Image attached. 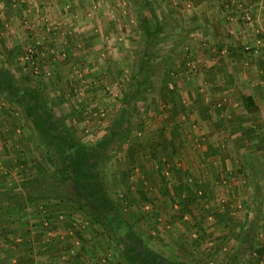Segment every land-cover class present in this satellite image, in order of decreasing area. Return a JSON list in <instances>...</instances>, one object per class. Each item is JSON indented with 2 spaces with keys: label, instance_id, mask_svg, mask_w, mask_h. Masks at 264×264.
<instances>
[{
  "label": "rangeland",
  "instance_id": "1",
  "mask_svg": "<svg viewBox=\"0 0 264 264\" xmlns=\"http://www.w3.org/2000/svg\"><path fill=\"white\" fill-rule=\"evenodd\" d=\"M4 1L0 0V18H4L6 11L11 14L5 22L0 21V164L2 161L8 167L12 181H20L24 192L28 183L33 186L36 181L54 182L63 178L62 171L67 170L69 185L60 190L73 196L79 192L76 185L82 190L87 186V192L91 190L93 194L95 186L86 181L100 182L101 177L104 185L100 183L95 188L106 189L113 203L124 207L119 211L126 219L134 225L141 224L137 222L141 220H145L147 227L158 222L157 225H164L169 234L157 239H166L168 246L177 243L184 256L182 264H264L257 261L254 250L264 241V0L257 4L256 11L245 9L246 3L240 0L235 7L239 16L235 12L233 20L226 22L217 18L224 17L223 12L227 11L210 6L209 0H76L77 8L70 7L69 1L64 3L63 23H59L57 14L53 17L51 9L45 12L43 7L33 4L23 11L16 5L17 0H9L15 3L10 7ZM21 1L32 5L37 0ZM48 2L53 7L56 1ZM67 10L74 11V19H68ZM151 13H155V19L150 17ZM146 15L152 19L151 28L160 20L157 36L150 42L139 24ZM215 18L217 21L211 23ZM99 33L100 44H94ZM146 48L153 68L146 80L154 86L145 93L142 83L137 93L135 85L140 81L133 75L141 66H135L133 61L141 60ZM176 53L185 54V66L179 67ZM239 54L253 59L250 69ZM170 76L179 82L180 88L172 94L166 92L164 98L160 93L165 88L160 85ZM233 81L238 86L230 93L228 85ZM243 91L252 95L255 107L241 106ZM18 94L21 102L14 101ZM181 97L187 103H183L187 106L184 113L192 117L198 115V109L205 113V107L223 114L224 121L210 124L209 131H214L209 135L214 141L220 140L219 147H225L224 159L234 182L232 186L228 182L209 185L207 196L192 204V217L167 212L159 220L158 216L155 219L149 215L145 207L148 200L137 194L141 192L136 187L138 178L132 177L137 174V166L126 160L124 149L164 147L160 140L169 136L163 135L161 122H167L166 130L175 125L173 116L181 111ZM22 98L27 103L36 99L37 112L45 117L52 115L44 135L28 116ZM233 113L240 114L241 121ZM165 114L169 119L162 121L160 115ZM56 118L64 120L63 128L72 133L71 142L84 147L82 157L75 152H63L68 142L61 146L54 141L58 139L50 127ZM184 129L188 136L184 137L183 147H190L187 140H196L190 136L189 127ZM175 139L183 142L179 137ZM194 181L190 179L187 184L194 187ZM37 186L44 190V184ZM226 190L232 197L218 200L223 193L222 197L226 196ZM101 197L102 208L112 207L103 194L94 199ZM126 197L132 198L133 204ZM32 202L40 207L45 201ZM225 203L232 204L227 207L234 209L231 219L228 215L217 216ZM126 205L138 207L141 213L127 217ZM36 223H43L41 217ZM218 223L220 231V227L208 230ZM134 251L141 252L137 247ZM172 252L173 249L167 255ZM137 261L135 258V264H141Z\"/></svg>",
  "mask_w": 264,
  "mask_h": 264
},
{
  "label": "crops",
  "instance_id": "2",
  "mask_svg": "<svg viewBox=\"0 0 264 264\" xmlns=\"http://www.w3.org/2000/svg\"><path fill=\"white\" fill-rule=\"evenodd\" d=\"M5 1L8 7L15 4L14 2L11 3L12 0L10 3L8 2L9 0ZM55 1L53 7L49 5L48 0H37L35 1L36 3H32V5L31 3H21V0H17L16 5H19L23 11H25V8L28 6L33 7V4L37 6L40 5V7L45 9V12L51 9L53 17L57 14V20H59V23H63L65 22L63 19L65 17L63 15L61 16V13L64 10V3L69 1L70 7L73 6L74 8V5H76L77 8V1L75 0L74 3H71L70 0H61V2L59 0ZM209 1L210 6L216 5L222 9V11H227L226 13L223 12L224 17L221 16L217 18L218 21L226 22L227 20H233L234 16L232 14L237 12L235 7H237V3L240 0ZM242 1L246 3L244 8L246 9L249 7L252 11L253 9L256 11L257 4L260 3V0ZM37 11L39 10L37 9ZM66 13H69L68 19H74V11L71 12L67 10ZM9 14L11 13L6 11L4 18H0V21L5 22ZM237 14L238 12L235 13V15L239 16ZM217 20L216 18L212 19L211 23ZM158 21L160 20L158 19L157 22ZM16 22L19 23L18 21ZM100 35L101 33L96 34L94 44H100L98 41V36ZM69 46L67 45L66 47L68 48ZM181 52H184V49H182ZM166 55L169 56L170 54ZM174 56H176V60L180 62L179 67L185 66V54L176 53ZM239 56H241V54H239ZM247 56L248 55L244 54L241 56V59L242 61L246 59V65H248L245 67L250 69L253 59L247 58ZM142 57L144 59L143 61H145L148 66L149 73H151L153 69L151 67L152 62L149 60L151 55L146 53ZM140 62L141 60H136V63L133 61V64L138 66ZM141 69L142 68L138 69L134 75L142 72ZM142 76L144 78V75ZM244 76L246 77L245 74ZM133 79L135 80V78ZM144 81L145 79L143 82H136V91L134 92L138 91V83H144L145 86L143 87V91L145 93H147L146 91L148 88L150 89L154 86L152 81ZM243 83H245L246 86L249 85L246 81ZM178 86H180L179 82L170 76L166 82L162 81L160 88H165V92L163 91L160 95H163L165 98L164 94L166 92L172 94L175 92V88H180ZM237 86L238 82H230L228 85L230 93L233 89L236 91ZM137 93H140V91ZM246 94V91H243V94L240 96V104L243 108H245L246 105L242 97ZM231 95L234 94L232 93ZM132 96L136 97L135 93H132ZM181 102L180 113L174 114L173 116L176 119H174L175 125L171 127L170 130H166L167 127L165 126L167 122H161L163 123L162 129L164 128L163 135L169 136L167 139L160 140V143L164 147H125L124 149V151H126V160L135 163L137 166V174L132 176L135 180L138 178L136 187L140 188L141 192L137 194L139 197H144V200H148V202H145V207L149 215L155 217V219L158 216L159 220L164 219L167 212L169 215L175 212H183V207L190 208L189 211L187 210L188 212L186 211L184 213V217H192L195 214L192 204L196 202L198 198L201 197V199H204V197L207 196L208 190L206 189H208L209 185L228 182L232 186V182H234L233 177H231L232 173L230 171V166L226 162V159H224L223 150L225 147H219L222 145L219 143L220 140L214 141V137L211 138V135H209L214 131H209V128H211L210 124H212V122H219L222 119L224 121L223 114L211 112L209 108L207 109L205 107L206 114L201 113V111H199L201 109H198V115L192 117V115L190 116L188 113H184L187 111V106L185 107V105H183V103L186 102L184 99L182 100V97ZM167 116L168 114L160 115V119H162V121H167L169 119ZM233 117L236 120L240 119V121L242 119L240 114L233 113ZM1 119L2 118H0V120ZM185 127H189L191 132L190 136L195 137L194 139L196 140H194L195 143L192 139L187 140L190 147H183L186 144L184 143V137L188 136L186 130H183ZM175 137H179L180 140L183 139V142H176L177 139H175ZM203 140L207 142H203ZM198 141L199 143H197ZM177 145L180 147H176ZM8 170V167L2 164L1 161L0 264H135V257H137V262L141 264L145 262L147 264H182L180 260L184 256H182L181 251L177 249V247L180 246H178L177 243L168 246L166 239L164 241H158L157 239L158 236L167 237L168 232L167 229L164 228V225H157L160 224V222H158L154 226L151 225L147 227L143 224V222L146 223L145 220H141L142 222L137 221L141 224L135 223L134 225L129 219H126L124 217L125 215L119 211L124 207H119L118 203H113L112 197L106 189L102 188L103 191H99V189L95 188L96 185L100 183L104 185L101 177L100 182L98 179L97 181H95V179L94 181H86L87 184H93L95 186L93 194L91 190L87 192V186L82 190L83 188L80 185H76L79 191L77 192L78 195L74 194L72 196V194H66L60 190L61 186L63 190V186L69 185L68 182L71 178L64 177L61 181H57L59 178H56L54 182L51 180L44 182L36 181L33 183L36 188H33L34 185L29 186L31 183H28V185L25 186L27 187L25 188L26 190L23 192L21 188L22 183L20 181H12L13 178L8 173ZM190 179L195 180L194 183L197 182L194 187L187 184V181ZM70 182H74V180ZM38 184H44V186L41 187L44 188V190L41 191L37 186ZM239 186L240 185H238V188ZM136 187L132 183L131 188L135 190ZM85 193L90 194L89 198L84 199V197H82ZM102 194L105 198L107 197V204L109 201L112 204V207L110 206L109 209L102 208L103 197L99 200L94 199L95 196H100ZM223 194L218 200L225 199L226 201V199L232 197L231 192L227 190L225 197H222ZM53 197L55 198L53 199ZM132 198L135 199L136 196ZM132 198L126 197L125 199H128V203L130 202L133 204L134 201ZM37 199L44 200V205L40 207L35 206L32 201ZM228 204L230 203H227V206H232V204ZM150 205H152V210H149V208L151 209ZM174 206L175 209L173 208ZM227 206L225 203L222 209H220V212L218 210V214L216 213L218 217L228 215L231 219V216H233L232 210L234 209H229ZM79 207H83V209L80 210L78 209ZM125 210L127 217H136L137 213H141L138 207L135 209L134 207L126 205ZM52 211L54 213H52ZM38 217H41L43 223H36ZM227 221L230 222L229 220ZM57 223H60L58 227H56ZM219 223H221V221H219ZM219 223L208 230H216L220 227ZM167 226L168 225H166V227ZM220 230L221 227L218 231ZM227 245L229 247L230 243ZM135 247H137L138 251L144 252V254H142L144 257H139L138 253L137 255L135 254ZM171 249H173V252L167 255V252L171 251ZM225 249H227V247ZM117 250H119V253ZM140 258L143 260L141 261ZM151 260H153V262Z\"/></svg>",
  "mask_w": 264,
  "mask_h": 264
},
{
  "label": "trees",
  "instance_id": "3",
  "mask_svg": "<svg viewBox=\"0 0 264 264\" xmlns=\"http://www.w3.org/2000/svg\"><path fill=\"white\" fill-rule=\"evenodd\" d=\"M146 2V1H145ZM151 9V8H150ZM151 12H153V10L151 9L150 10ZM151 18H153V19H155V17H156V15H155V13H151V16H150ZM152 21V19H150V18H148V16L146 15V17L144 16V17H142V19L141 20H139V24H140V26H141V29L145 32V34H146V37L148 38V42H150L151 41V38L153 37V36H157V32L159 31V29H160V26L158 25L159 23L157 22V24H153V27L151 28V26H149V23ZM149 39H150V41H149ZM148 48H146V49H144V51H143V54L145 55L146 53H148ZM144 59H143V57L141 58V62H140V66H141V68H142V72H140V73H138V74H135V75H133L134 77H136L137 79H138V81H141V82H143V80L145 79V81H146V79H147V75L149 74V72L150 71H148V66H147V64L145 63V61H143ZM142 73H144L143 75H144V78H143V76H140ZM167 80V79H166ZM166 80H165V82H166ZM8 81V80H7ZM144 81V82H145ZM8 82H11L10 81V79H9V81ZM138 86H141V84L140 83H138ZM2 86H1V84H0V88H1ZM10 88V91H11V87H9ZM138 90H139V88H138ZM0 92H1V90H0ZM13 94V93H12ZM18 97L14 100V101H18V102H21L20 101V99H21V97L19 98V94L17 95ZM129 98V97H128ZM243 101H244V103H245V105H246V107L247 108H253V107H255L256 106V104H255V102H254V99H253V97L252 96H249V95H243ZM23 99V98H22ZM24 100V99H23ZM24 102L26 103H24V106H25V108L27 109V111H28V116L30 117V118H32L31 120L34 122V124H35V126H37V127H40V130L41 131H43V132H41L43 135L45 134L44 133V130H45V128H47L48 126H49V124L51 125V118H52V115L50 114V115H48L47 117H45L43 114H40V113H38L37 112V108L39 107V101H37L36 99L34 100V102H32L31 103V101H30V103L28 102L27 103V101H26V99L24 100ZM28 104V105H27ZM37 106H36V105ZM57 120H59V121H57ZM63 121L64 120H60V119H57L56 118V120H52V124H53V127H50V129H52V132L54 133V136L58 139L57 141H56V139L54 140L56 143H58V141H59V143H60V145L62 146V144H63V142H68V145H67V147H66V149L63 151V152H65V153H73V152H75L78 156L77 157H82L81 155H83L84 154V147H81V145H79L78 143H76V142H71V132H69V129H65V127L63 128V125H64V123H63ZM36 122V123H35ZM60 128H61V130H60ZM51 132V131H50ZM106 143V142H105ZM61 150H63V149H61ZM82 151V153H80ZM94 152H96L97 153V151H94ZM95 153V154H96ZM62 173L63 174H65L64 176H63V178L64 177H68V178H70L69 176V172L67 171V170H63L62 171ZM62 180V177L59 179V180H57V181H61ZM188 188V187H187ZM78 209H80V210H82L83 209V207H79ZM189 211L190 209L189 208H186V207H183V212H181L180 213V215L182 216H184V213L186 212V211ZM187 211V212H188ZM199 233V232H198ZM201 237H202V235H201V233L198 235V238H200L201 239ZM198 241V239L195 241V242H197ZM214 248V247H213ZM254 248V247H253ZM254 250H255V253L258 255V257H257V261L258 262H264V241H263V244H261L259 247H256V248H254ZM253 250V251H254ZM135 252V251H134ZM136 255H137V253H135ZM142 254H144V252H140V253H138V256L139 257H144V255H142ZM146 254H148V253H146ZM135 258H137V257H135ZM143 260V259H142ZM152 262H153V260H151ZM142 264H147L146 262L145 263H142Z\"/></svg>",
  "mask_w": 264,
  "mask_h": 264
},
{
  "label": "built area",
  "instance_id": "4",
  "mask_svg": "<svg viewBox=\"0 0 264 264\" xmlns=\"http://www.w3.org/2000/svg\"><path fill=\"white\" fill-rule=\"evenodd\" d=\"M37 70V69H36Z\"/></svg>",
  "mask_w": 264,
  "mask_h": 264
}]
</instances>
